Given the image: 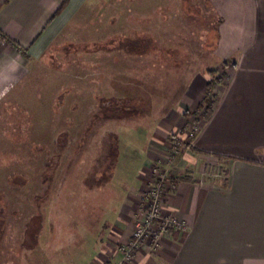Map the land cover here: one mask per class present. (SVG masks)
Returning <instances> with one entry per match:
<instances>
[{"label": "rangeland", "instance_id": "rangeland-1", "mask_svg": "<svg viewBox=\"0 0 264 264\" xmlns=\"http://www.w3.org/2000/svg\"><path fill=\"white\" fill-rule=\"evenodd\" d=\"M202 2L92 0L29 62L0 103V264H87L96 243L116 235L118 216L132 220L131 239L160 179L163 211L190 173L224 181L192 147L227 80L210 69L216 18ZM200 74L211 78L203 111L178 112ZM177 118L173 132L167 122ZM158 129L171 132L162 147L150 141ZM147 158L131 213L123 204Z\"/></svg>", "mask_w": 264, "mask_h": 264}, {"label": "crops", "instance_id": "crops-1", "mask_svg": "<svg viewBox=\"0 0 264 264\" xmlns=\"http://www.w3.org/2000/svg\"><path fill=\"white\" fill-rule=\"evenodd\" d=\"M90 1L0 0V103L29 74V62L42 57ZM202 7L216 18L211 48L215 64L210 69L227 80L201 119L192 147L218 163L225 179L200 184L188 173L164 205V211L187 222L186 231L166 235L157 251L145 243L135 264H264V0H203ZM210 79L195 75L176 110L203 111ZM179 119L167 122L168 128L180 127ZM153 133L158 135L150 141L158 147L171 134L160 129ZM147 160L123 204L131 213ZM118 225L116 235L108 233L96 243L87 264L94 258L117 264V244L129 239L133 222L118 216L113 229Z\"/></svg>", "mask_w": 264, "mask_h": 264}, {"label": "built area", "instance_id": "built-area-1", "mask_svg": "<svg viewBox=\"0 0 264 264\" xmlns=\"http://www.w3.org/2000/svg\"><path fill=\"white\" fill-rule=\"evenodd\" d=\"M163 179L157 181L146 192L144 211L137 221L131 239L121 245V258L117 264H135L137 253L145 243H149L151 248L157 251L161 248L162 240L169 231H186L188 224L185 220L176 215L165 213L162 209L161 198H164L168 192L167 187L164 188Z\"/></svg>", "mask_w": 264, "mask_h": 264}, {"label": "trees", "instance_id": "trees-1", "mask_svg": "<svg viewBox=\"0 0 264 264\" xmlns=\"http://www.w3.org/2000/svg\"><path fill=\"white\" fill-rule=\"evenodd\" d=\"M211 74H212V77L213 76H215L216 75V72L215 71H213V72H211ZM216 78V77H215ZM213 82V81H212ZM211 84V83H210Z\"/></svg>", "mask_w": 264, "mask_h": 264}]
</instances>
